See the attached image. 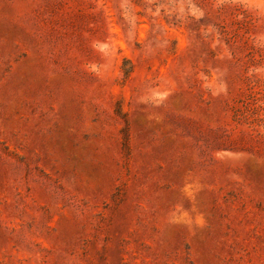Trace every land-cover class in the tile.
<instances>
[{
    "label": "rangeland",
    "instance_id": "1",
    "mask_svg": "<svg viewBox=\"0 0 264 264\" xmlns=\"http://www.w3.org/2000/svg\"><path fill=\"white\" fill-rule=\"evenodd\" d=\"M0 264H264V0H0Z\"/></svg>",
    "mask_w": 264,
    "mask_h": 264
}]
</instances>
